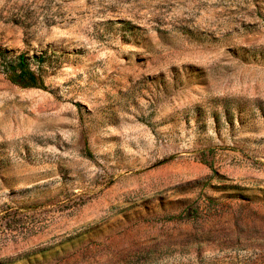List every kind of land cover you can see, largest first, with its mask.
<instances>
[{
    "label": "rangeland",
    "instance_id": "374dc122",
    "mask_svg": "<svg viewBox=\"0 0 264 264\" xmlns=\"http://www.w3.org/2000/svg\"><path fill=\"white\" fill-rule=\"evenodd\" d=\"M0 264H264V0H0Z\"/></svg>",
    "mask_w": 264,
    "mask_h": 264
},
{
    "label": "trees",
    "instance_id": "16d2710c",
    "mask_svg": "<svg viewBox=\"0 0 264 264\" xmlns=\"http://www.w3.org/2000/svg\"><path fill=\"white\" fill-rule=\"evenodd\" d=\"M45 58L43 55H29L26 52L8 54L0 48V71L11 83L23 88L46 89L41 67Z\"/></svg>",
    "mask_w": 264,
    "mask_h": 264
}]
</instances>
